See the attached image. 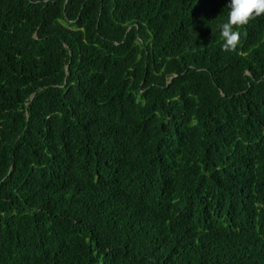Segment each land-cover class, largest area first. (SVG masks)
Masks as SVG:
<instances>
[{
    "label": "trees",
    "instance_id": "16d2710c",
    "mask_svg": "<svg viewBox=\"0 0 264 264\" xmlns=\"http://www.w3.org/2000/svg\"><path fill=\"white\" fill-rule=\"evenodd\" d=\"M226 0H0V264H264V14Z\"/></svg>",
    "mask_w": 264,
    "mask_h": 264
},
{
    "label": "clouds",
    "instance_id": "9594fccd",
    "mask_svg": "<svg viewBox=\"0 0 264 264\" xmlns=\"http://www.w3.org/2000/svg\"><path fill=\"white\" fill-rule=\"evenodd\" d=\"M227 19L218 25L224 51H233L240 41L235 26H243L250 19L264 14V0H226Z\"/></svg>",
    "mask_w": 264,
    "mask_h": 264
}]
</instances>
